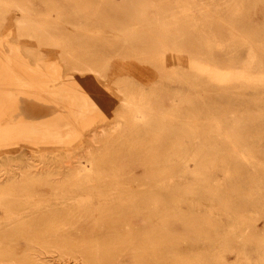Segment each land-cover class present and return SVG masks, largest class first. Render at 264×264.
Listing matches in <instances>:
<instances>
[{
  "label": "rangeland",
  "instance_id": "1",
  "mask_svg": "<svg viewBox=\"0 0 264 264\" xmlns=\"http://www.w3.org/2000/svg\"><path fill=\"white\" fill-rule=\"evenodd\" d=\"M67 54L89 72L67 71ZM0 87V176L18 173L29 156L40 170L61 172L44 193L31 188L14 199L23 206L0 214V234L14 238L21 226L44 227L59 218L64 223L45 232L52 244L70 240L106 264L173 262L183 251L198 264L191 251L198 246L208 251L209 264H264L259 0H0ZM75 93L106 104L100 113L90 108L77 115ZM134 93L149 108L125 127L124 103ZM47 121L67 127L46 136L31 127ZM116 125L122 134L109 136L108 146L124 156L128 170L90 166V154L102 147L93 139ZM159 142L161 159L133 162ZM171 231L185 238L155 244L157 235ZM25 246L35 264H86L81 254L72 259L55 247Z\"/></svg>",
  "mask_w": 264,
  "mask_h": 264
},
{
  "label": "bare ground",
  "instance_id": "2",
  "mask_svg": "<svg viewBox=\"0 0 264 264\" xmlns=\"http://www.w3.org/2000/svg\"><path fill=\"white\" fill-rule=\"evenodd\" d=\"M259 3H260V6H264V0H259ZM261 9V8H260ZM258 11V10H257ZM244 12H245V10H244ZM28 22V21H27ZM31 22V21H30ZM29 22V23H30ZM22 23H24V22H22ZM25 23H26V19H25ZM22 25V24H21ZM33 25V24H32ZM23 26V25H22ZM28 26V24H26L24 27H27ZM247 26V25H246ZM21 27V26H20ZM24 29V28H23ZM29 29V28H28ZM251 29V28H250ZM35 30V29H34ZM29 31V30H28ZM30 31H31V29H30ZM250 31V30H249ZM34 33V32H33ZM252 33V32H251ZM36 34V33H35ZM27 35V34H26ZM42 38V37H41ZM38 40V39H37ZM42 40V39H41ZM40 40V41H41ZM64 54V53H63ZM62 60L64 61V64L66 65V68H67V71H69V70H77V71H80V72H83V71H88L89 69H88V67H87V65L85 64V63H83V62H80L76 57H73V56H71V54H67V55H62ZM40 62H43L42 60L40 61ZM28 63V62H27ZM9 64V63H8ZM3 65V64H2ZM39 65V64H38ZM91 68V67H90ZM34 72H36V70H33ZM92 71V70H91ZM89 72V71H88ZM67 73V72H66ZM59 75V74H58ZM61 75V74H60ZM62 75H63V73H62ZM43 77V76H42ZM62 77V76H61ZM66 77V76H65ZM64 77V78H65ZM40 78V77H39ZM62 79V78H61ZM60 79V80H61ZM67 79H69V78H67ZM59 80V81H60ZM65 80V79H64ZM58 81V82H59ZM54 82V81H53ZM56 82V81H55ZM82 83V82H81ZM80 83V84H81ZM12 85V84H11ZM20 85H22V84H20ZM24 85H26V84H24ZM31 85V84H30ZM65 85V84H64ZM83 85V84H82ZM10 86V85H9ZM56 86V85H55ZM55 86H53V87H55ZM66 86V85H65ZM69 86V85H68ZM3 87V86H2ZM20 87V86H19ZM22 87H24V86H22ZM28 87V86H27ZM62 87V86H61ZM67 87V86H66ZM73 87V86H72ZM1 88V87H0ZM26 88V87H25ZM51 88H52V86H51ZM58 88V87H57ZM56 88V89H57ZM70 88V87H69ZM68 88V89H69ZM85 88V87H84ZM59 89V88H58ZM57 89V90H58ZM77 89V88H76ZM87 89H88V87H87ZM6 90V89H5ZM23 90V89H22ZM28 90V89H27ZM31 90V89H30ZM74 90V89H73ZM7 91V90H6ZM20 91V90H19ZM29 91V90H28ZM34 92V91H33ZM75 92V91H74ZM91 92V91H90ZM6 93V92H5ZM53 93V92H52ZM72 93V92H71ZM20 94H21V92H20ZM30 94V93H29ZM33 95V94H32ZM60 95H62V94H60ZM68 95V94H67ZM85 96V95H84ZM80 96L79 94H74V95H72L71 96V105L74 107V109H75V113L77 114V115H82L83 113H84V111H87V110H89L90 108L91 109H93V110H95V111H99V110H102V107L106 104V102H105V104L104 103H101V102H99L98 100H96L95 98H93L92 96H89V95H87V96ZM94 97H95V94L93 95ZM33 97H34V95H33ZM40 97V96H39ZM140 97H141V94H138V93H134V94H132V96L130 97V99H128L127 101H126V103H124V107H123V109H124V118L125 119H123V117H122V119H123V121L125 120V122L122 124L123 126H125V127H129V126H132V125H135L136 124V122H137V120L139 119V117L140 116H142V113H144V110H146L147 108H149V104H148V102H144L143 103V101L140 99ZM143 97V96H142ZM132 98V99H131ZM60 99V98H59ZM68 99V98H67ZM133 100V101H132ZM66 101V100H65ZM55 103V102H54ZM58 103V102H57ZM66 104H67V102H66ZM172 106V105H171ZM1 107V106H0ZM58 107V106H57ZM60 107V106H59ZM109 107V106H108ZM107 107V108H108ZM151 107V106H150ZM260 107H258V109H259ZM71 109H73L72 107H71ZM62 110V109H61ZM60 110V111H61ZM71 111V110H70ZM123 111V110H122ZM121 111V112H122ZM97 112H96V114H97ZM101 111H99V113H100ZM120 112V113H121ZM87 113H88V111H87ZM98 113V114H99ZM91 114V113H90ZM101 115V114H100ZM119 115V114H118ZM117 115V116H118ZM73 116H74V114H73ZM85 116V115H84ZM95 116V115H94ZM99 116V115H98ZM98 116H96V117H98ZM122 116V115H121ZM77 117V116H76ZM89 117H91V116H89ZM120 117V116H119ZM118 117V118H119ZM82 118V117H81ZM86 119H87V117H85ZM83 119V118H82ZM78 120H79V117H78ZM88 120H89V118H88ZM91 120V119H90ZM89 120V121H90ZM96 120V119H95ZM118 124V123H117ZM87 125V124H86ZM110 125V124H109ZM71 126V125H70ZM69 125H68V127H70ZM77 126H78V124H77ZM83 126V125H82ZM88 126V125H87ZM108 126V125H107ZM111 126V125H110ZM109 126V127H110ZM118 126H119V124H118ZM32 127V129H34L35 130V132H37V131H39V133L41 132V131H43V132H41V134L42 133H44V132H47L48 133V135H50V134H57L56 132H58V130L60 131V129L62 128H66L67 127V125L66 124H64V123H59L58 121H47V122H43V123H40V124H36V125H33V126H31ZM114 127V126H113ZM113 127H111L110 129H112ZM116 127V129H114V130H110L109 131V129H108V131H106V132H102V136H99V137H95L94 138V136H92V137H90L91 139L90 140H92L93 139V141L94 142H96V143H99L100 144V146L102 145V147L101 148H99V151L97 152H93V153H91L90 154V157L88 158L87 156V158L89 159V165L90 166H98V167H100V166H103V167H106V168H120V169H122V171L123 170H125V168H126V166H125V163H123L122 161L120 162V160H122L123 158H124V156L122 155H120L119 153H118V150L117 149H115V148H110V146H108V144H110V139L108 140V137L109 136H111V138H114V137H119V135H120V133H121V131L118 129V127H117V125L115 126ZM5 128V127H4ZM31 129V130H32ZM71 129V128H70ZM123 129V128H122ZM127 129V128H126ZM69 130V129H68ZM99 130V129H98ZM124 130V129H123ZM70 131H72L73 132V130H70ZM94 131V130H93ZM100 131H102V130H100ZM66 132V131H65ZM38 133V132H37ZM46 133V134H47ZM95 133V132H94ZM93 133V134H94ZM125 133V132H124ZM45 134V133H44ZM44 134H42L43 136H46V134L44 135ZM67 134V133H66ZM88 134V133H87ZM91 134V133H90ZM89 134V135H90ZM98 134V133H97ZM122 134V133H121ZM60 135H62V134H60ZM101 135V134H100ZM127 135V134H126ZM52 136V135H51ZM54 136V135H53ZM88 136V135H87ZM55 137V136H54ZM62 137V136H61ZM44 138V137H43ZM49 138H51V137H49ZM64 138H66V137H64ZM88 138V137H87ZM61 139V138H60ZM115 139V138H114ZM150 139V138H149ZM149 139H147L148 141H150ZM45 140H47L46 139V137H45ZM49 140H51V139H49ZM53 140V139H52ZM55 140V139H54ZM56 140H58V139H56ZM146 140V141H147ZM154 140H156V139H154ZM222 140H224V139H222ZM59 141H61L62 142V140H59ZM152 141V140H151ZM56 142V141H55ZM90 142V141H89ZM92 142V141H91ZM150 143V142H149ZM160 143V144H159ZM159 143H157L156 144V146L153 148V149H151V150H149V152L148 153H144V151L143 150H141L140 152L141 153H139L138 154V156H135V159H134V163H135V161H138V162H140V163H145V162H157L158 161V159L160 158L161 159V157L160 156H162L161 155V153L162 152H164L165 151V149L163 148V145H161L162 144V142H159ZM96 145H98V144H96ZM92 150H93V148H91ZM98 149V148H97ZM110 149H111V151H113V152H111V155H107V153L110 151ZM85 150H86V148H85ZM84 150V151H85ZM88 150V149H87ZM90 150V149H89ZM95 150V149H94ZM101 150V151H100ZM27 151H28V149H27ZM57 152V151H56ZM59 152V151H58ZM136 152H137V150H136ZM32 153V152H31ZM48 153V152H47ZM54 153V152H53ZM60 153V152H59ZM68 153V152H67ZM89 152H87V154H88ZM132 153V152H131ZM130 153V154H131ZM135 153V152H134ZM50 154V153H49ZM32 155V154H31ZM133 155V154H132ZM194 155V154H193ZM29 156V155H28ZM61 156V155H60ZM46 157V156H45ZM73 156H71V158H72ZM77 157H79V156H77ZM85 157V156H84ZM159 157V158H158ZM49 158V157H48ZM26 162H25V164H23V166H21V167H18V173L17 172H15L14 170H10V172L9 173H7L4 177H1L0 176V214H6L7 212H9L10 210L13 212L14 210H15V205L16 204H19L21 207L23 206V204L22 203H15L16 201V199L17 198H22V197H24L26 194H28L29 193V191L27 190V189H31V188H34V189H36V191L37 192H40V193H44L45 191H46V189H47V187H49L50 185L49 184H52L51 183V178L52 177H55V178H57L56 176H58L59 175V177H60V174H61V172H60V168H57V169H50V167H48L46 170H40V167H38L37 166V163H36V161L34 160V156H29V157H26ZM39 159H40V157H39ZM54 159H56L55 158V156H54ZM75 159V158H74ZM79 159V158H78ZM84 159V158H83ZM87 159V160H88ZM126 159V158H125ZM130 159H131V157H130ZM41 160V159H40ZM67 160V159H66ZM71 160V159H70ZM81 160H82V158H81ZM86 160V159H85ZM129 160V159H128ZM76 161V160H75ZM110 161V162H109ZM39 162V161H38ZM71 162V161H70ZM78 163L80 162L79 160L77 161ZM76 164V163H75ZM47 165V164H46ZM39 166H40V164H39ZM68 166L70 167V165L68 164ZM141 166V165H140ZM59 167V166H58ZM72 167V166H71ZM81 168V167H80ZM89 168V167H88ZM43 169V168H42ZM65 169H66V167H65ZM75 169V168H74ZM74 169L72 168V169H68V170H70V171H74ZM127 169V168H126ZM131 169V168H130ZM80 170V169H79ZM89 170V169H88ZM93 170H94V168H93ZM128 170V169H127ZM65 171V170H64ZM78 171V170H77ZM80 171H83V170H80ZM84 171H86V170H84ZM91 171V170H90ZM107 171H108V169H107ZM142 171H144V170H142ZM99 172V171H98ZM113 172V171H112ZM92 173H93V171H92ZM3 174V173H2ZM73 174H75V171L73 172ZM80 174V173H79ZM84 174V173H83ZM89 174V173H88ZM98 174V173H97ZM111 174V173H110ZM118 174V173H117ZM68 175V174H67ZM101 175V174H100ZM112 175V174H111ZM69 176V175H68ZM67 176V177H68ZM70 176L72 177V173L70 174ZM74 176V175H73ZM76 176H77V174H76ZM82 176H84V175H82ZM102 176V175H101ZM63 177V176H62ZM64 177H65V175H64ZM76 178V177H75ZM93 178L94 177H92V180H93ZM54 179V178H53ZM95 179V178H94ZM106 179V178H105ZM60 182H62L60 179H58ZM66 180V179H65ZM85 180V179H84ZM57 181V180H56ZM64 181V180H63ZM69 183H76V182H78V181H76V179H74V178H70L69 177V180H67ZM67 181H64L65 183L67 182ZM90 182H91V180H89ZM98 181V180H97ZM58 182V181H57ZM57 182H55L54 184H56ZM83 182V181H82ZM88 182V181H87ZM121 182V181H120ZM95 183V182H94ZM59 184V183H58ZM82 184H84V182L82 183ZM86 184V183H85ZM84 184V185H85ZM113 184V183H112ZM93 185V184H92ZM54 186V185H53ZM61 186V185H60ZM67 186V185H66ZM72 186V185H71ZM81 187H82V185H80ZM55 187V186H54ZM98 187H100V186H98ZM102 188V187H101ZM63 189V188H62ZM70 189V188H69ZM68 189V190H69ZM87 189V188H86ZM84 190V189H83ZM91 190V189H90ZM85 191V190H84ZM59 192H60V190H59ZM15 193H21L20 195H17V196H15ZM53 196V195H52ZM262 196V195H261ZM33 198V197H32ZM15 199V200H14ZM112 210H113V208H111ZM256 210L257 211H259L260 209H259V207L258 206H256ZM98 211V210H97ZM83 212V211H82ZM81 212V213H82ZM89 212V211H88ZM90 212H92L93 213V211H91L90 210ZM105 212H107V211H105ZM104 212V214H106ZM113 212V211H112ZM248 213V212H247ZM11 214H15V213H11ZM48 214V213H47ZM52 214H53V212H52ZM79 214V213H78ZM59 215H61V214H59ZM71 215V214H70ZM69 215V216H70ZM92 215V214H91ZM115 215V214H114ZM51 216V215H50ZM73 216H75V215H73ZM124 216V215H123ZM61 217H63V215L61 216ZM78 217V216H77ZM76 217V218H77ZM84 217V216H83ZM82 217V218H83ZM99 217V216H98ZM35 218V217H34ZM43 217H41L40 219H42ZM75 218V219H76ZM105 218V217H104ZM103 218V219H104ZM36 219V218H35ZM51 219H53V218H51ZM50 219V220H51ZM94 219V218H93ZM106 219V218H105ZM45 220H46V218H45ZM44 220V221H45ZM63 220H65V219H63ZM122 220V219H121ZM35 221V220H34ZM34 221H32V222H34ZM36 221H39V219L38 220H36ZM47 221H48V219H47ZM99 222L100 223V221L101 220H99V219H97V220H94L92 223H94V222ZM29 222V221H28ZM50 222V221H49ZM67 222V221H66ZM69 222V221H68ZM73 222V221H72ZM71 222V223H72ZM91 222V221H90ZM31 223V222H30ZM36 223V222H35ZM43 223V222H42ZM61 223H64V221H62V220H60L59 218H57L56 219V222L53 224H51V225H49L48 224V226H44V227H29V225L27 226V224H26V226H21L20 228H19V230H18V234H17V236L16 237H14V238H12V232H9V233H6V234H0V264L1 263H13V264H35V261H34V259L33 258H31L30 256H28V255H26V251L28 250V248L25 246V243L26 242H32V243H34V242H36V243H38V244H40L41 245V247L42 248H45V249H47V250H49V248L50 247H55V248H57V250L59 251L58 253H60L59 255L61 256V255H72L73 257H75L77 254H81L82 255V257H83V260L85 261V263L86 264H106L107 263V261L106 262H104V259L102 260L101 258L103 257L102 255V257L99 259V261L96 259V255L93 253V251H85L84 249H80V246L79 247H76V245H72L71 244V241L69 240V243H63V244H61V245H54V243L52 244L51 242H53V241H51L49 238H47V234H45V232H47V231H53L54 232V230L57 228V226H59ZM87 223V222H86ZM102 223V222H101ZM74 224V223H73ZM36 225V224H35ZM39 225H40V223H39ZM42 225V224H41ZM62 225H64V224H62ZM70 225V224H69ZM81 225V224H80ZM79 225V226H80ZM89 225H90V223H89ZM89 225H88V227H89ZM103 224H101V226H102ZM66 226V225H65ZM109 226V225H108ZM114 226V225H113ZM95 227H97V226H95ZM105 227V226H104ZM83 228V227H82ZM70 229V228H69ZM95 229V228H94ZM67 230V229H66ZM79 230V229H78ZM205 231V230H204ZM52 232V233H53ZM71 232V231H70ZM74 232V231H73ZM91 232H93V231H91ZM60 233V232H59ZM72 233V232H71ZM172 233V234H171ZM200 233H202V232H200ZM58 234V233H57ZM61 234V233H60ZM59 234V235H60ZM75 234H77V233H75ZM68 235V234H67ZM80 235H81V233H80ZM206 235V234H205ZM62 236V235H61ZM73 236V235H72ZM96 236V235H95ZM197 236V235H196ZM55 237V236H54ZM53 237V238H54ZM190 241H193V242H195L197 239H195V236H194V234L193 235H187L186 236ZM206 237V236H205ZM185 237H177L176 235H175V232H170V234H159V235H157V237H156V241H155V244H157V245H160V244H166V243H170V241H174V239H184ZM86 239V238H85ZM93 239H94V236H93ZM98 239V238H97ZM67 240H68V238H67ZM59 241H61V240H59ZM85 241V240H84ZM98 241V240H97ZM198 241V240H197ZM85 242H88V241H85ZM59 243V242H58ZM79 244H80V242H78ZM98 243V242H97ZM56 244V243H55ZM75 244V243H74ZM82 244V243H81ZM71 246H73V247H71ZM97 246V245H96ZM142 246V245H141ZM38 247V246H37ZM82 247V246H81ZM93 246H91V247H87V249L88 248H92ZM139 247V246H138ZM24 249V252H22L21 251V249ZM94 248V247H93ZM50 249H52V248H50ZM86 249V248H85ZM86 249V250H87ZM100 249V248H99ZM42 250V249H41ZM53 250V249H52ZM113 250V249H112ZM44 251V250H43ZM55 251H56V249H55ZM100 251H101V249H100ZM104 251V250H103ZM119 251V250H118ZM191 251L192 252H194V253H196V256H197V260H198V264H209L208 262H207V259H206V255H207V252L208 251H206L202 246H198L197 248H192L191 249ZM240 251V250H239ZM26 252V253H25ZM38 252H40V251H38ZM98 252V251H97ZM105 252V251H104ZM123 252V251H122ZM31 253H33V252H31ZM35 253V252H34ZM37 254V253H36ZM49 254V253H48ZM101 254V253H100ZM116 254H118V253H116ZM121 254V253H120ZM38 255V254H37ZM50 255H51V253H50ZM58 255V256H59ZM80 255V256H81ZM97 255H99V254H97ZM104 255H105V253H104ZM178 255H181L180 257L181 258H179V259H176L175 261H173V262H166V261H163L161 264H193V260H191V259H188V258H186V252H179L178 253ZM39 256H40V254H39ZM59 256V257H60ZM72 256H71V258H72ZM33 257H35L34 255H33ZM41 257V256H40ZM69 257V256H68ZM99 258V257H98ZM73 259V258H72ZM82 259V258H81ZM108 259V258H107ZM229 259V258H228ZM37 260V259H36ZM75 260V259H74ZM78 260V259H77ZM106 260V259H105ZM109 260V259H108ZM119 260V259H118ZM110 261V260H109ZM231 261V260H230ZM229 261V262H230ZM37 262V261H36ZM38 263H40L39 261H38ZM84 264V263H83ZM132 264V263H131Z\"/></svg>",
  "mask_w": 264,
  "mask_h": 264
}]
</instances>
